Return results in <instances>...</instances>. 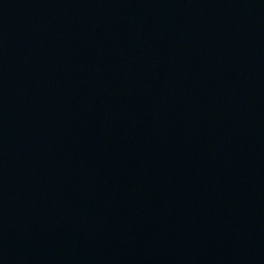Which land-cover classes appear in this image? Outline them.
<instances>
[{"label":"water","instance_id":"obj_1","mask_svg":"<svg viewBox=\"0 0 264 264\" xmlns=\"http://www.w3.org/2000/svg\"><path fill=\"white\" fill-rule=\"evenodd\" d=\"M0 264H264V0H0Z\"/></svg>","mask_w":264,"mask_h":264}]
</instances>
